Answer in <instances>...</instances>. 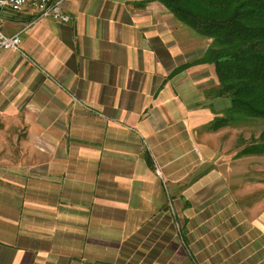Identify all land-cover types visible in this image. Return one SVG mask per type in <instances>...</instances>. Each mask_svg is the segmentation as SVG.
<instances>
[{
    "label": "crops",
    "instance_id": "0c3cea01",
    "mask_svg": "<svg viewBox=\"0 0 264 264\" xmlns=\"http://www.w3.org/2000/svg\"><path fill=\"white\" fill-rule=\"evenodd\" d=\"M63 10L0 9L21 36L0 49V264H264V199L216 211L204 183L221 174L190 178L229 104L198 62L210 39L158 0Z\"/></svg>",
    "mask_w": 264,
    "mask_h": 264
},
{
    "label": "trees",
    "instance_id": "16d2710c",
    "mask_svg": "<svg viewBox=\"0 0 264 264\" xmlns=\"http://www.w3.org/2000/svg\"><path fill=\"white\" fill-rule=\"evenodd\" d=\"M196 34L210 39L200 63L215 66V97L229 104L213 131L264 120V0H158ZM241 154H264V131Z\"/></svg>",
    "mask_w": 264,
    "mask_h": 264
},
{
    "label": "rangeland",
    "instance_id": "374dc122",
    "mask_svg": "<svg viewBox=\"0 0 264 264\" xmlns=\"http://www.w3.org/2000/svg\"><path fill=\"white\" fill-rule=\"evenodd\" d=\"M5 8L7 9L8 7H4V9ZM205 130V136L211 135V140L201 147V151L206 157L203 164L204 166L199 167V169L196 168L194 174H192L190 178H198L202 174L212 171L221 174L220 179L209 180V176L207 179L205 178L204 187L206 196L203 200H208L205 201V204L212 203L215 210L219 211L225 203L234 205L235 203L243 204L245 199H251L253 202L263 200L264 154H241V151L251 143H255L259 140L261 133L264 131V120L250 121L241 125L223 127L219 132L214 133V135L210 134L211 132L208 131L210 129L207 128V124L205 125ZM5 135L4 126L0 123V159H5V152L8 150L5 148L3 141ZM14 150H16V152L13 157L19 156V148ZM191 181L190 184H193L194 181L192 179ZM228 189H231V192L230 190L227 192ZM248 189L252 190V196L243 195L244 190ZM218 190L221 191L220 195H217ZM235 190L237 194L236 201L233 200ZM215 194L216 196H213ZM198 204L199 202L196 203L195 206ZM169 211H171L175 217H173V219L175 220L176 229L180 231L182 227L181 216L179 212L176 211L173 201L169 202ZM222 213L224 214L225 212ZM211 214V209L205 212V219L211 220ZM217 214H219V212Z\"/></svg>",
    "mask_w": 264,
    "mask_h": 264
},
{
    "label": "built area",
    "instance_id": "2783aa9c",
    "mask_svg": "<svg viewBox=\"0 0 264 264\" xmlns=\"http://www.w3.org/2000/svg\"><path fill=\"white\" fill-rule=\"evenodd\" d=\"M65 0H0V8L8 7L13 11H23L27 7L39 13L40 17H51L61 22H69L72 17L63 10ZM20 33L7 34L3 30L0 16V49L19 50Z\"/></svg>",
    "mask_w": 264,
    "mask_h": 264
}]
</instances>
